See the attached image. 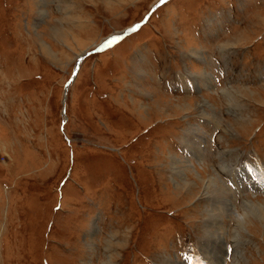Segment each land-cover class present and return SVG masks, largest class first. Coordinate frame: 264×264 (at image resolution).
Instances as JSON below:
<instances>
[{
	"label": "rangeland",
	"instance_id": "374dc122",
	"mask_svg": "<svg viewBox=\"0 0 264 264\" xmlns=\"http://www.w3.org/2000/svg\"><path fill=\"white\" fill-rule=\"evenodd\" d=\"M0 264H264V0H0Z\"/></svg>",
	"mask_w": 264,
	"mask_h": 264
},
{
	"label": "bare ground",
	"instance_id": "6f19581e",
	"mask_svg": "<svg viewBox=\"0 0 264 264\" xmlns=\"http://www.w3.org/2000/svg\"><path fill=\"white\" fill-rule=\"evenodd\" d=\"M64 29V28H63ZM70 37V36H69ZM210 81V80H209ZM227 92V91H226ZM233 94V93H232ZM203 100V99H202ZM236 102V101H235ZM235 104V103H234ZM231 105V104H230ZM206 110V109H205ZM206 112V111H205ZM214 118V117H213ZM190 136H197V135H195V134H191V132L188 130L187 131V134L185 135V138H184V145H185V147H186V149H187V151H188V153H190V149H189V145H190ZM193 150V154H195V155H200L201 154V152H203V150H205V146H204V142H200V141H196V147H195V151H194V149H192ZM173 163V162H172ZM177 166H178V164H177ZM171 167H172V165H171ZM188 167V166H187ZM173 170L174 171H179L180 169L179 168H177L176 166H174L173 165ZM189 171V170H188ZM261 171V170H260ZM175 175V174H174ZM198 175V174H197ZM209 176V175H208ZM198 179H201V178H198ZM203 179V178H202ZM201 179V180H202ZM182 180V179H181ZM178 181V180H177ZM183 181V180H182ZM179 182V181H178ZM198 182V181H197ZM202 182V181H201ZM192 183V182H191ZM194 183H196V182H194ZM207 183V182H206ZM177 184V183H176ZM179 184H180V182H179ZM199 184V183H198ZM210 184L214 187V192L216 191V190H219L220 191V186L217 184V183H215L214 181H211L210 182ZM210 184L208 183L207 185H205L206 186V188H209V186H210ZM181 185V184H180ZM188 185V184H187ZM194 185V184H193ZM226 186V185H225ZM203 187V186H202ZM181 188V187H180ZM222 188V187H221ZM227 188V187H226ZM225 188V189H226ZM252 188V187H251ZM196 189V188H195ZM202 189V188H201ZM208 190V189H207ZM228 190V189H227ZM208 191H211L210 189L208 190ZM225 191V190H224ZM210 193V192H209ZM228 193H230V192H228ZM203 194V193H202ZM211 195H212V193H211ZM214 195H216V194H214ZM226 195V194H225ZM230 195V194H229ZM232 195V194H231ZM196 197V196H195ZM201 197V196H200ZM203 197V196H202ZM221 197V196H220ZM229 200V199H228ZM213 205V204H212ZM225 205V204H224ZM230 205L231 206H233L231 203H230ZM218 206V205H217ZM210 207V206H209ZM208 207V208H209ZM244 207V206H243ZM242 207V208H243ZM252 207V208H251ZM228 208V207H227ZM249 210L251 209L252 211H258V212H260V210H258V209H256L255 208V206H254V204H253V202L251 201V200H248V207H247ZM207 209V208H206ZM244 210V209H243ZM231 211H233V210H231ZM251 212V211H250ZM228 214V213H227ZM234 214H235V212H234ZM212 215H214V214H212ZM221 215V214H220ZM223 215V214H222ZM230 215H232V214H230ZM233 216V215H232ZM237 216V215H236ZM217 217H219V216H217ZM235 217V216H234ZM233 218V217H232ZM247 219H248V217H247ZM216 222V221H215ZM235 223V222H234ZM236 224V223H235ZM237 229V228H236ZM222 234V233H221ZM220 236V235H219ZM222 237V236H221ZM217 238V237H216ZM173 262V261H172Z\"/></svg>",
	"mask_w": 264,
	"mask_h": 264
},
{
	"label": "clouds",
	"instance_id": "9594fccd",
	"mask_svg": "<svg viewBox=\"0 0 264 264\" xmlns=\"http://www.w3.org/2000/svg\"><path fill=\"white\" fill-rule=\"evenodd\" d=\"M236 219L241 226H244L247 221V215L245 213H238Z\"/></svg>",
	"mask_w": 264,
	"mask_h": 264
},
{
	"label": "water",
	"instance_id": "95a60500",
	"mask_svg": "<svg viewBox=\"0 0 264 264\" xmlns=\"http://www.w3.org/2000/svg\"><path fill=\"white\" fill-rule=\"evenodd\" d=\"M129 30H130V29H129ZM129 30H127V31H129ZM125 34H126V32H124L123 34L119 35V37H123ZM119 37H118V38H119ZM115 39H117V38H115ZM114 41H115V40H113V42H114ZM108 42H109V41L105 42L106 44H103V45H101V46L104 47V46L110 45ZM101 46H100V47H101Z\"/></svg>",
	"mask_w": 264,
	"mask_h": 264
},
{
	"label": "snow or ice",
	"instance_id": "6c2138e0",
	"mask_svg": "<svg viewBox=\"0 0 264 264\" xmlns=\"http://www.w3.org/2000/svg\"><path fill=\"white\" fill-rule=\"evenodd\" d=\"M133 31H135V29H133ZM118 39H122V37H119ZM118 39H117V40H118ZM108 43L111 44L112 41H109Z\"/></svg>",
	"mask_w": 264,
	"mask_h": 264
}]
</instances>
